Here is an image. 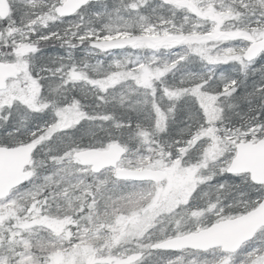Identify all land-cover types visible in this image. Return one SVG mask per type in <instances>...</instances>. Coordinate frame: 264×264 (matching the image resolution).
Returning a JSON list of instances; mask_svg holds the SVG:
<instances>
[{"label":"rangeland","instance_id":"obj_1","mask_svg":"<svg viewBox=\"0 0 264 264\" xmlns=\"http://www.w3.org/2000/svg\"><path fill=\"white\" fill-rule=\"evenodd\" d=\"M7 1L11 9L13 4L17 5L18 2V0ZM64 1L54 0L52 6L41 14H34L33 19L24 23L23 27L0 28L2 50L0 62L10 63L20 70L18 78L9 81L6 89L0 91V127L10 116L16 119L17 114L13 109L18 108L24 113L36 114L47 110L45 103L38 102L41 93L40 81L33 76L32 70L38 63L46 60L52 64L61 61V52H64L66 59L71 54L68 50L61 51L57 48L50 51L37 49L38 42L54 36L53 33L45 30L55 22L62 21L55 14L54 7ZM162 1L169 6L165 17L154 14L157 0L135 2V6L143 8V12L147 14L151 13L149 16L154 19L141 16L138 24L140 33L151 40L150 45L127 47L121 41H127L129 30L123 28L114 31L103 30V28H95L92 22L89 24V21L82 24L81 16L71 19L68 22L73 27V33L77 35L76 41L93 38L94 42L103 45L101 46L103 49L79 50L86 62L85 67L79 70L74 68L67 70L62 65L55 70H47V74L56 75L58 86L66 90L78 86L79 89L88 88L92 92L98 90L101 94H105L111 88L122 84L130 85L124 87L123 92L129 91L133 85L151 91L158 87L160 91L166 92L167 101L165 106L156 108L158 124L163 122L167 115L162 111L163 109L168 107L167 109H171L172 112L179 107H188L187 103L190 102L193 104L192 108L204 115L203 121L207 119L208 126L200 128L196 135L193 141L196 143V148H191L190 144L186 147V141L182 147H179L178 152L183 154L188 151V156L195 159L199 155L197 150L200 147L197 142L201 136H206L209 139L206 146L208 161L204 163L206 165L210 163L220 171L211 178L208 190L192 200L187 215L178 206L188 203L191 191L189 185L195 187L196 182L201 178L190 175L188 169H183L179 158L169 164L167 159L161 156L154 165L131 168L127 165V162H132L131 158L123 157L118 168L161 170L166 177L157 185L129 186L131 188H127V192L121 190V185L113 179L114 171L110 169L91 181H86L85 177L83 179L78 177L77 181L70 185L71 187L63 185L62 196L57 198L61 210L67 208L70 203L75 205L72 213L64 211L62 213L67 214L64 217L53 218L36 215L30 222L39 229V232H48L49 235L54 236L55 242L57 239L59 241L55 243L51 237V243L45 244L44 248L41 244L43 241L48 243L49 238L40 239L35 230L28 232L21 240L22 245L26 246L23 256L21 255L22 258L13 261L12 264H233L234 260L236 264L247 260H251V264H264V251H261L264 249V229L259 231L254 239L242 245L235 254L223 253L218 248L204 252L183 250V252H172L170 255L149 251L151 244L198 232L214 223L240 215L223 216L222 202L225 197L221 194L220 185L227 182L225 170L235 155V147L242 142H257L264 138V122L257 124L253 121L256 120L255 118L242 115L233 119L237 113L232 109L235 105L229 103V98L237 88L234 87L235 81L231 80V76L227 77L226 72L219 69L223 65L231 64L235 70L241 68L245 69V73L264 76V64H260L264 58V51L249 63L243 62L241 56L249 42L264 37V27L261 26L264 15L260 14L261 9L264 8V0H252V3L248 0ZM12 20L13 15L5 22L12 25ZM88 67L91 72H97L95 77L81 71ZM105 71L107 75H103ZM233 74L237 73L234 71ZM213 75L222 83L218 94L206 93L203 88L207 79L209 80ZM63 100L60 99L61 102ZM64 105L66 106L63 108L55 109V116L50 109L48 124L35 131L39 134L37 143H34L35 149L39 147L38 157L44 152V145L48 139H56L60 132L72 128L86 117L84 113L87 115L99 113L98 106L93 104V106L84 105L86 109L74 101ZM54 119L56 123L52 124L51 121ZM218 120H221L223 126L220 136L216 135L217 128L221 126L216 123ZM224 131L228 132L227 138L223 136ZM41 132L44 135H41ZM225 139H227V148L221 142ZM81 150L73 149L64 156L71 157L73 152ZM201 159L203 161L202 157ZM38 163L39 161L32 163L26 170L27 180L30 179L31 170L35 167L33 165L37 166ZM236 177H238L237 182L241 184L248 178L247 175ZM96 186L102 192L92 191ZM105 190L110 194L117 191L124 194L111 197L112 204L116 205L108 208L109 214H113L109 216L110 218H104L98 209L99 206L105 205L106 196L102 195ZM18 198L11 195L0 200V211H11L12 207L17 206ZM202 205H210V207L205 209ZM121 207L128 211H121ZM80 217H83L82 228L78 223ZM72 218L74 221L70 223ZM74 234L79 238L68 247L66 241L71 240ZM105 238H109V242L120 253L119 255L96 254V245L92 240L99 241L101 246L107 249L108 243L105 242ZM38 249H44L43 254L33 255L32 251ZM0 264L4 263L0 262Z\"/></svg>","mask_w":264,"mask_h":264},{"label":"trees","instance_id":"obj_2","mask_svg":"<svg viewBox=\"0 0 264 264\" xmlns=\"http://www.w3.org/2000/svg\"><path fill=\"white\" fill-rule=\"evenodd\" d=\"M135 2L137 0H99L96 3H90L77 12L75 16L62 19V21L50 25L45 31L53 33L54 36L45 39V41L38 42L37 49L39 50L50 51V49L57 48L61 51L68 50L71 53L66 59L64 52H61L62 60L54 61V64L46 60L33 67V76L37 77L36 72H39L42 77L39 81L40 84H44L45 86L44 95H51L54 99H64L61 102L63 104H69V101H74L79 105H83V108L86 107L84 106L86 104L90 106L95 105L98 106L97 111L99 113L97 115L95 113H91L90 115L84 113V117H86L82 120H86L88 123L82 126L86 130L83 134L80 129L74 132H60L56 139H48V142L44 145V152L41 153L40 157H38L39 147L35 149L31 162L35 164V162L39 161L38 165H33L35 167L31 170L30 179L26 180L25 184L20 186V188L10 193V196L19 197L17 199L18 203H16L17 206L12 207L11 211H0L1 263L12 264L13 261L22 258L25 251L24 247H26L22 245V237H26V234L28 232L31 233L33 230L38 232L37 236L40 239H44V237L49 238L48 243L43 241L41 246L44 247L45 244L49 245L51 237L55 242L54 236L49 235L48 232L41 233L39 229L32 226L30 223L32 217L36 215L51 218L64 217L67 214L62 213L64 210H61L59 208L60 205L57 203V198L60 195L62 196L63 192L61 190L63 189V185L71 187L70 185L76 182L78 177H82V179L85 177L86 181H91L99 175H93L87 168H81L71 157L65 158V153L68 154L73 149H86L89 147L104 149L107 145L116 142L126 148L125 157L127 156L128 159L131 158L132 160V162L126 161L128 166L131 168L147 167L154 165L155 162L157 163L161 156L162 158H166L180 150L179 147H182L183 143L188 140V137L183 135L180 129L183 128L184 132H187L188 128L184 127L185 125L194 127L199 126L203 122L204 115L195 108H192L191 105L193 104H190V102L187 103L188 107H179V109L172 111L171 113L175 114L176 123L170 128L171 136L169 139L172 140L175 146L173 153H169L158 148V141H154L149 133H144L145 138L142 141H138L132 137V132L134 129H137L138 122L143 124L157 123L156 108L157 106H165L167 102L165 99L166 92L160 91L158 87L154 91H146V88H137L134 85L126 92H123L124 90L120 85L111 88L105 94H101L98 90L92 92L88 88L79 89L78 86L73 89L70 87L66 90L64 87L58 86L59 82L56 75L47 74V70H55L62 65L67 70L71 68L79 70L85 67L84 65L86 64L79 50L101 51L103 49L101 47L103 45L100 42H94L93 38L76 41L77 35H73V27L68 22L76 18V16L82 17L80 20L82 24L89 21V24L92 22L95 28L113 31L119 30V28L129 30L130 35L126 37L127 41H121L127 47L141 44L150 45L151 40L140 33L138 24L141 16L149 17L151 20L154 19L149 16L151 13L147 14L143 12V8L135 6ZM248 2L252 3V0H248ZM53 4L54 0H18L17 5L13 4L11 9V15H13L12 25L0 22V28L23 27L24 23L33 19L34 14L43 13L44 10ZM156 4L154 6V14L165 17L167 13L166 9L169 6L164 4L162 0H157ZM111 50L118 52L115 49ZM0 51L2 50L0 49ZM261 62L260 64L263 65L264 58ZM83 69L82 72L89 76L93 75L95 77L97 75V72H91L89 67ZM219 69L224 73L226 72L227 77L231 76V80L235 81L234 87L237 88L233 96L229 98V103L231 102L235 105L232 109L237 113L233 116V119L235 120L242 115L247 116V118H255L256 120L253 121L257 122V124L264 122V76L259 77V75L245 73V69L241 68L235 70L231 64L223 65ZM193 70L196 69L193 68ZM234 71L237 74H233ZM220 87H222V83L215 75L209 78V80L207 79L206 84L203 86L206 93L212 94H218ZM169 89L172 90V88ZM64 96L66 98H62ZM45 106H47V110L38 114L32 112L24 113L21 109L18 110V108L17 110L13 109L17 117L15 119L10 116L6 123L0 127V145L14 147L29 142L37 143L39 134L35 131L49 122L50 109L47 103H45ZM167 108L162 110L164 113H167L163 122L159 124L162 127L168 126L173 119ZM138 131L142 132L143 130L140 129ZM138 143H142L143 146L138 148ZM225 179H227L225 184L229 188L230 195L222 202L223 216L245 214V212L254 209L264 197V195H261L263 190L256 185H252L248 178H246L243 184L237 182L238 177L236 176L227 175ZM116 183L121 185V190L124 192H127V188H131L129 186L144 187L154 185L151 183L134 184L119 181H116ZM99 190V187L96 186L92 191ZM100 191L102 192V190ZM117 194L119 196L124 195L123 193H118V191L116 193L111 192V194L107 190L103 192L102 195L106 196L104 199L105 205L99 206L98 209L102 212L104 218H110L109 209L116 205L112 204L113 200L111 197L113 195V197H116ZM106 204H108V207ZM73 221V218L70 219V223ZM47 249L49 248L47 247ZM43 251L44 249L34 250L32 254L42 255Z\"/></svg>","mask_w":264,"mask_h":264},{"label":"water","instance_id":"obj_3","mask_svg":"<svg viewBox=\"0 0 264 264\" xmlns=\"http://www.w3.org/2000/svg\"><path fill=\"white\" fill-rule=\"evenodd\" d=\"M98 0H65L55 7L54 12L59 18L71 17L89 3ZM10 17V5L7 0H0V21ZM264 49V38L248 44L242 54L243 61L249 63L255 59ZM20 75V70L10 63L0 62V91L6 89L10 80H15ZM35 145L32 142L20 144L15 147L0 145V200L10 196V192L20 188L26 181V170L30 168L31 158ZM235 155L225 174L248 175L251 184L264 186V138L257 142H242L235 147ZM126 148L114 142L103 150L82 149L72 153V158L81 167H87L92 174H98L105 169L114 170V179L119 181H131L134 183H161L166 177L161 170L153 169H128L118 168V164L125 156ZM263 192H264V187ZM264 228V198L255 209L237 216L234 219L214 223L209 227L193 233L184 234L171 239L162 240L152 244L150 251L180 252L210 251L218 248L223 253H235L246 242L254 239L257 232Z\"/></svg>","mask_w":264,"mask_h":264},{"label":"clouds","instance_id":"obj_4","mask_svg":"<svg viewBox=\"0 0 264 264\" xmlns=\"http://www.w3.org/2000/svg\"><path fill=\"white\" fill-rule=\"evenodd\" d=\"M261 15H264V8L261 9ZM261 26L264 27V22H261ZM73 35H75V33H73ZM67 42V41H66ZM111 64V62H109ZM110 70V69H109ZM83 71V70H81ZM103 75H107V71H105L103 73ZM37 80L42 79V77L40 76L39 72H37ZM68 77L66 76V79ZM124 87H130V85H121V88ZM40 89H41V93H40V99L38 100V102L40 103H47L49 105V109L52 110V115L55 116V109L57 108H63L66 105H64L63 103H61V101L59 99H54L51 95L45 96L44 95V89L45 86L44 84H40ZM115 91V90H113ZM147 91V89H146ZM101 92H103V89H101ZM75 99V98H73ZM68 103H71V101H69ZM167 111L170 112V114L173 116L172 121L170 122V124L168 126H160L157 123H149V124H143L141 122H138L137 124V129H134L132 132V137L136 138L138 141H142L145 136L144 133H149L152 137V139L154 141H158L157 143V147L160 149H163L169 153H173V148H174V144L172 142V140L169 139V137L171 136V132H170V128L172 127L173 124L176 123L175 121V114L171 113V109H167ZM222 117V114H221ZM58 119V118H57ZM52 124L56 123V120H52L51 121ZM88 123V121L86 120H81L79 122H77L76 125L72 126V128L70 129H66L65 131L67 132H74L77 129H80L82 131V134L84 131H86L85 129H83V125ZM217 124H220V128H217L216 131V135L220 136L221 135V130H222V122L221 120H218L216 122ZM208 126V121L207 119H205L199 126H194V127H188L187 125H185L184 127L188 128L187 132H184L183 128L180 129L181 133H183V135L188 137V140L186 142V147L188 144L191 145V148H196V143H193V141L195 140L196 135L199 133L200 128L202 127H207ZM142 129L143 131H138ZM41 135H44L43 132H41ZM223 136L225 138L228 137V132L224 131L223 132ZM222 143L225 144V148H227V139L222 140ZM200 144L199 149L197 150L199 155L193 159L191 156H188V151H185L183 154H181L180 152H174L173 155H169L166 157L167 161L169 164H172L173 161L176 158H179L181 160V165L183 169H188L189 170V174L190 175H194L196 177H200L201 180L199 182H196L195 187H192V185H189L190 188V194H189V201L186 205H180L178 207H180L182 210L185 211V214H188V208L191 206L192 200L199 197L201 195V193L206 192L208 190V185L211 184V178H214V176L220 171V169L214 167L212 164H205L204 162L208 161V153L206 151V146L209 143V139L206 136H201L200 140L197 142ZM142 143H138L137 147H142ZM190 151V149H189ZM184 157H187V159H184ZM201 157L203 158V161L201 159ZM149 182H145V184H147ZM264 187V186H262ZM220 190L221 194L225 197V199H227V196L230 195V191L229 188L226 184H221L220 185ZM261 195H264V193H261ZM202 207H204L205 209H207L208 207H210V205H202ZM75 210V205L73 204H69L67 208H64V211L67 213H72ZM121 211H128V209H125L123 207H121L120 209ZM110 216L113 214H109ZM83 217L78 218V223H80V227H83ZM134 234V233H133ZM79 237L76 236L74 234L73 238L71 240L66 241V244L68 247H71L72 244H74L76 242V240ZM63 239V238H61ZM105 242L108 243V248L105 249L101 246L100 242L97 240H92V243L96 245V254L99 256H104L106 254H113V255H119L120 253L114 249V246L112 243L109 242V238H105ZM261 251H264V249H261ZM233 264H236L235 260L233 261ZM240 264H251V260H247V261H241Z\"/></svg>","mask_w":264,"mask_h":264},{"label":"flooded vegetation","instance_id":"obj_5","mask_svg":"<svg viewBox=\"0 0 264 264\" xmlns=\"http://www.w3.org/2000/svg\"><path fill=\"white\" fill-rule=\"evenodd\" d=\"M240 36V35H239Z\"/></svg>","mask_w":264,"mask_h":264}]
</instances>
